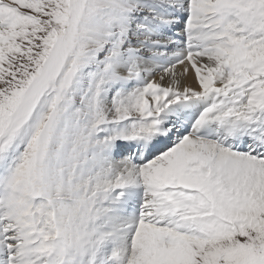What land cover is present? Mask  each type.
Here are the masks:
<instances>
[{"label":"snow or ice","instance_id":"obj_1","mask_svg":"<svg viewBox=\"0 0 264 264\" xmlns=\"http://www.w3.org/2000/svg\"><path fill=\"white\" fill-rule=\"evenodd\" d=\"M0 264H264V0H0Z\"/></svg>","mask_w":264,"mask_h":264}]
</instances>
